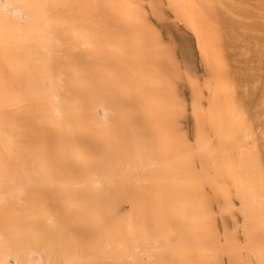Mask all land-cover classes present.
<instances>
[{"label":"bare ground","instance_id":"obj_1","mask_svg":"<svg viewBox=\"0 0 264 264\" xmlns=\"http://www.w3.org/2000/svg\"><path fill=\"white\" fill-rule=\"evenodd\" d=\"M0 1L2 3L3 8H9L10 6H14L15 8L12 7L13 8L12 11L9 10L10 11L9 14L17 16L16 18L21 23L23 22V20H21L23 18L25 20L24 25L26 26V24H27V27H24V26L23 27H20V26L17 27L18 29H16V30H18V31H17V35H16V37H17L16 42H18L17 43L18 44L17 45L18 51L23 49L24 54L27 55V58L20 59L21 60L20 64H22V65L24 64V66L20 65V70H21V67L22 68L25 67V69L31 71L29 74L27 71L25 78L22 77L25 80L24 84L26 85L27 88H25L23 86L24 89L23 88L19 89V90L23 89L24 92H23V95L21 94L22 92L20 93L18 91V93H17L18 98L16 97L17 99H15V101H14L15 106L12 105V107H14V108L13 109L11 108L12 110H14L13 111L14 113L12 112L10 114L11 110L9 111L8 108L6 107L7 109L6 108L5 109L7 110V113L9 111V115L8 114H6V115L11 117L12 114H15V117L17 119L20 118V119H18V122H19V120L23 121V122H21V121L19 122L20 125L23 123L25 124V121L30 119L29 117L31 114L26 109L27 107L24 106L25 104H24L23 100H26L25 96L27 95V100L29 99V100L33 101L34 105L37 104L36 107L35 106L31 107L32 111H33V109H35L34 113H36L37 115L38 114L41 115L40 112L42 109V107H41V105H42L49 110H52V111L55 110L54 112H55V114L58 113L57 114L58 116H62L61 117L62 121L58 123L60 126L58 124H56L57 126L61 127L59 129H60V133L63 137H60L61 139L58 138V139H60V141L62 139H64L66 141V143H67V141H69V143H73L72 141H74V143H76L77 145H79V144L84 145V142L87 141V143H85V144H87L88 147L91 149V150L89 149L87 151V154H85V152L81 151L80 155L82 156V159L68 158L69 156L72 157L74 150L73 151L71 150V153L68 152L69 156H68V153H67V155L65 153L64 159L67 158V160L68 159L75 160L76 161V162L74 161L75 164L77 163V165H78L77 166L78 172L76 169V174H74V173H72L73 168L70 167V165L65 162L66 160L65 161H64V159L59 160L62 157L64 151H66V149L69 148L67 145H66L67 147L65 149L63 148L62 144H64L65 141H64V143H61V142H63V140L61 142H59L57 139L56 141H58L60 143V146H59L58 142H55L56 143L55 144L54 142L49 140L48 137H46L45 135H42V138H41V135H39L41 138L40 140L36 139L37 141H32V140H35L34 137L32 139H29L30 137L22 136V138H21V137H19L21 135V133H19L20 131L18 132L20 135H18V133H17L18 136L16 135L15 132H14V134H12L13 132H10V135H9L8 134L9 131H7V130H4V131H6L5 136H6V138L8 137V139L5 138V140H4V137H2L3 131L2 132L0 131V134H2V136H0V138L1 137L3 138V139L2 138L0 139V141H1L0 142L1 143L0 144L1 145L0 146V237L1 236L4 237L5 235H7L6 238L7 237L9 238V237H11L10 235L12 233V239H13L12 242L9 239L8 243H10V244L12 243V244L11 245L8 244L7 247H5V245H7V244H4L3 241L1 242V239H0V264H51L50 261L52 260L51 259L52 257H53L54 262L57 261V262H60V264H61V262L63 264H145V262H146V264H148V262L150 264L151 263L152 264H168V263L171 264L173 262L174 263L180 262V264L187 263V258H186L187 255L185 254V251L183 252V251L179 250L177 253L176 252L177 248L176 249L174 248L176 245L172 248L171 245L169 244L171 240L175 239V236H171L172 235L171 232L175 234V231H176L175 235H176V237L179 236V237H177L178 240L180 237H183L182 234L184 231L188 230V233H191L193 235V233L189 232V230H191L190 229L191 227L193 229L195 228V230H196L197 225H199L198 224L199 219H197V217H199L198 214H200V213L197 214V217L194 216L197 219L196 220L194 218L195 221L193 220V215H192L191 222L194 221L196 224L195 223L192 224L189 221L190 217H191L190 211H189L190 212L189 216L187 218L188 222L184 220L185 224H184V222L182 223V218H181L182 216L176 215V212H174V211H171L169 213L167 211V214H170V216L172 217V223L170 222L169 218H167V220H166L165 215H164V219L162 218L163 217L162 215H161L162 217L157 215V218L159 216L160 219L162 220V221L157 220V218H155L157 220V222L155 220V225L156 226L158 225L155 228L156 230L159 227V222L161 223V230L159 227V229L157 231L159 233L161 231V233L159 234L157 232H155V233L150 232V230L153 228V226L148 227L150 218L148 216H146V214L143 213V211H142L144 209V208L143 209L141 208V206L143 207V205L141 204L142 200H141V202H139L141 205L137 206V203H136L135 207L137 206L136 210L139 211L137 214L141 213V214H143V217H140V215H139L135 219L134 218L129 219L127 216L132 215V214H130V212L122 213L121 209L119 208L117 198L119 196H121V191H119L120 193H118L117 191L119 188H120L119 190H122L123 186L121 184L124 185V183H125L126 185L127 184L131 185V183H135V185H138V183L139 184L142 183L141 185L145 186V187H149V184H150V185H152V188L154 187L153 186V184H154L157 192L159 194L162 192L161 194L164 195V198H163L164 200H165V196H167L166 198L168 201H165V203L167 202L166 204H168V202H171L173 204L175 202V204H176V201L179 203V201H181L182 199L184 200L186 195H187V194L185 195V192H184L186 185L184 186L183 184H181V183H184L183 181L186 179V177L185 178L182 177L185 173H183V174L181 173L180 174V177H182V178H180L181 182L177 181L175 178H174L175 180L169 179L171 177L169 174V173H171V171H169L168 166H166L165 172H166L167 176L169 175V177H167V179H166L165 175H163L165 173L163 172L162 176H160V178H159V179H161V181L163 178L165 180V183H166V181L169 182L171 180H172L171 182L176 181V182H174L176 184L174 186H177L178 183L183 185V186H180V184H179V186L181 187L180 188L181 194L177 193L178 197L176 198L174 195H172V194H174V191H173V193L171 192V189L173 190L171 183L169 182L170 185L167 186L168 182L166 183V185H163V183H161L160 180H158V177H157L158 172L156 169H155L157 172L156 175H155V173L151 174L152 172H150L149 170H147L148 171L147 174L149 176L147 174H144V175L141 174V175L146 176V177H150L149 178L150 180H148V181H155L157 179L156 180V183L158 184L157 186L154 182H147V184L149 183L147 186L146 182L144 180V177L142 179V177L139 175V173H137L140 176L139 179H142V180L138 179L139 176L133 177L132 173H131V175L129 173H127V172H129V169L132 166H131L130 161L128 159L124 158V154L127 156L128 153H130V152L125 151L126 153L123 154V152L121 150L120 151H118V150L120 149V147H121V149H123L124 145L120 146L118 148V150L115 152L116 153L119 152V154L122 153L121 155H123V157H121V155L118 156L117 154H114L115 152L113 153V150L110 149V133H111L110 123H111V121H113V120H110V88L116 87V86H119L122 84L124 85L126 83L135 82L134 78L136 80L138 79L139 81L140 80L142 81L144 78V85H146L145 83L149 84L151 81L155 82L156 78L158 80L159 76H160V78H162L163 75L167 76V77H168V75H171V78H172V74H175V73H172V74H169V73H171L173 69L169 70L170 68H168L167 66L165 67L164 66L165 64H162L159 61L160 57L159 58L157 57V55L155 54L156 52L152 53L147 48H146L147 50H140L139 49L140 46H143V44L145 47V45L147 46V45L151 44L152 41L155 43L156 42L162 43L164 40L166 42H169V44H171V46H172L171 49L173 50V52L176 54V56L178 55L177 58L179 57V59H181V61H182L183 65H181L180 63H178V65L180 64L181 67H183V69L182 68L181 69L184 72L188 71L190 73L192 71L193 72L197 71V73H199V72H202V70L204 71V69H202L203 65L201 63L199 64L200 55H201V53H203L205 48H207L206 45L207 46H208V44L211 45L210 39L215 38V35H213L211 32H213L216 35L218 33V28H217V32H216V30L214 31V29H216V27H214L216 25L215 23L221 21L220 19H222V20L227 19V18L222 17V14H221L222 9H224L223 12L225 13V14H223V16L227 15L228 12L233 13V14H238L239 12H237V10L243 7L240 0H215V1L211 0L212 2H215L213 4L216 6L215 9H213V8L207 9V4L209 2H211L210 0H207V1L206 0H61V1L60 0H11L12 2L14 1L15 5H10V3H11L10 0H0ZM212 2H211V4H212ZM205 3H207L206 4L207 10H209V9L214 10V11L209 10L212 12L209 17L213 16V18L212 17L210 18L211 23L216 18V20L214 21L215 23L210 24V22H208V20L204 21L203 17H205V19L208 18L207 17L208 14L205 13L206 11L204 9ZM228 3H231L232 5L228 6ZM239 5H242V7L240 6V8H238ZM55 6H56V12H54L55 13V15H54L53 11L55 9ZM208 7H210L209 4H208ZM228 7H229V9H228ZM232 7H236L238 9L234 8L235 9L234 10ZM259 8H261V9H259L258 11H260V10H262L260 12L264 11V6L262 4L259 6ZM117 10H120L119 13L117 12ZM233 10L235 12H232ZM252 11H253V9H252ZM204 13L207 15H205ZM243 13H242V15H243ZM250 13H252V12H250ZM263 13H261V14H263ZM239 14H241V13H239ZM5 15L6 14H4V18L7 17V19H8V16H5ZM238 15H235V16L239 17L241 19L242 18V17H240L241 15H239V16ZM249 16H251V14ZM233 18H235V17H233ZM239 18H237V19H239ZM254 18H255V15H254ZM261 18L264 19L263 16ZM240 19H239V22H240ZM233 20H235V19H233ZM241 20H243V18ZM248 20H249V18H248ZM256 20H258V18ZM226 22H228V21H226ZM237 22H236V24H238ZM246 22L248 23V21H246ZM259 22H260V16H259ZM7 23H9V22H7ZM7 23L5 21L4 25L7 26L8 25ZM220 23L222 24V22H220ZM260 23H262V22H260ZM152 24L157 25L158 26L157 29L159 28V30H158L159 33L157 31V35L152 36L153 34L150 35L149 32H146V33L143 32L142 33V31H140L141 32V34H140V32H139L140 29H145V30L147 29L148 30ZM213 24H215V25H213ZM263 24H264V22H263ZM4 25L2 26L3 28H4ZM234 25H232V26H234ZM21 26H22V24H21ZM248 26H249V24H248ZM5 28H4V30H5ZM226 28H229V26ZM110 29H111V31H110ZM230 29H231V27H230ZM11 30H9L10 33L12 32ZM56 30L57 31L60 30V31H58L60 33L56 34V32H57ZM220 31H221V29H220ZM222 31H223V29H222ZM227 31H229V30H227ZM238 32H239V30H238ZM241 32H239V33H241ZM2 33H3V31H2ZM5 34H6V32L4 31V35ZM206 34H208V36ZM210 34H211V37L212 36H214V37L211 38ZM229 35H231L230 31H229ZM240 35H242V33ZM249 35L251 36V34H249ZM242 36H245V33ZM11 37H13V36H11ZM219 37H220V33H219ZM8 38H7V40H8ZM205 38H207L208 40ZM216 38H217V36H216ZM56 39L58 42H61V45L58 48L55 46V48H57L56 51L57 50L59 51V58L57 55L58 53L57 52L55 53V51H54L55 49L53 47V42ZM221 39H222V37H221ZM244 39H246V38L244 37ZM114 40H118V42L121 41L124 44H127L126 47L129 46L130 44L137 45V46L140 45V46H138L139 47L138 49L137 48L135 49V46H134L133 47L134 50L131 48H128V47L126 49H124V47L122 46L123 48H121L118 53H115L114 51H112L113 50L112 48H111L112 50L110 49V43H112ZM201 40H203V41H201ZM205 40H206V43L204 42ZM216 40H218V39H216ZM226 40H227V38H226ZM5 41H6V39H5ZM5 41H4V44L8 43V41L6 43H5ZM202 42L204 43V45ZM251 42L252 41H250V43ZM199 43H201L202 45ZM204 46H205V48H204ZM5 47H7V46H5ZM152 47H153V45H152ZM11 48H12V45H11ZM156 50H157V48H156ZM4 52H7L6 48H5ZM7 53H10V52L8 51ZM7 55H9V54H7ZM60 55H61V60H60ZM19 56L23 57L21 53L18 54V58H19ZM4 57H6V56H4ZM57 58L60 60L61 66L59 67V71L55 72V70L58 68L57 66H54L55 65L54 63L57 62V60H58ZM157 58L159 60H157ZM16 63H17V61H16ZM18 64H19V62H18ZM55 67H57V68L55 69ZM61 67H63V70ZM8 68H9V66H8ZM203 68H205V66ZM179 69L176 68V69H174L173 72H175V70H179ZM17 70H18V68H17ZM60 70H62V72H60ZM137 70L138 71L141 70L143 72L139 71L138 72L139 75H138ZM20 73L21 72H19V74ZM19 74H18V76H20ZM23 74L25 75V72L24 73L22 72V75ZM154 76H156V78ZM131 78H133L132 82H131ZM128 79H129V81H128ZM20 80H21V77H18V81H20ZM24 80L22 82H24ZM165 80H166V78H165ZM175 81H177V80H175ZM142 83H143V81H142ZM165 83H167V81ZM169 84H170V82H169ZM175 84L176 83H174V86H176ZM178 84H179V82H178ZM21 85H23V83H21ZM160 85H161V83H160ZM162 85H164V82L162 83ZM180 85H182V84L180 83ZM146 87H147V85H146ZM176 87H174V88H176ZM183 87H184V91H185V88L188 86L185 87L183 84ZM166 88L167 87H165V89ZM174 88H173V90H174ZM177 88H179V86ZM26 89H27V91H26ZM188 89H190V87ZM221 89H223V87ZM162 90H163V88H162ZM171 90H172V87H171ZM180 90H183L182 86H181ZM154 91H156V90H154ZM170 91H167V92L169 93ZM178 91H179V89H178ZM187 91H189V90H187ZM154 93H156V92H154ZM180 93L182 94L181 91H180ZM189 93H190V91H189ZM21 95L23 97H21ZM142 95L145 96L146 94L143 93ZM172 95H173V93H172ZM147 98H148V96H147ZM151 98H152V96H151ZM122 101H123V99H122ZM1 104H2V102H1ZM38 105H40V107ZM38 107L41 109H38ZM2 108L0 107V111L2 110ZM6 110L4 111V108H3V110L1 111L2 113L4 112L2 114L3 116H6L5 115ZM1 112H0V114H1ZM49 112L50 111H48V113ZM185 114L183 113V115H185ZM39 115H38V117H39ZM192 117H194V115L193 116L191 115V118ZM83 118L85 120H88V121H93L92 124L85 125V123L83 122ZM191 118L189 116H186V118H184L183 121L186 124L187 123L189 124L191 122ZM194 118H193V120H194ZM17 119L15 120V123H16ZM39 119H40V117H39ZM193 120H192V122H193ZM4 121H7V120L4 119ZM180 121H178V122H180ZM214 121H217V120L215 119ZM19 123H16L17 126L19 125ZM186 124L184 126H187ZM15 125H13V126H15ZM20 125H19V127H20ZM182 125H183V123H182ZM189 126H190V124H189ZM51 127H50V129H51ZM101 127H103L104 129H100ZM8 128H6V129L12 130V129H10V127H8ZM57 128L55 126L54 130L58 131L59 129H57ZM199 128H201V127H199ZM204 128H206V127H204ZM197 129H198V127H197ZM208 129H209V127H208ZM55 131H53V129H52L53 134L55 133ZM189 131H190V128H189ZM200 131H201V129H200ZM84 132L89 133L91 135V138L86 137V136H82L79 134V133L82 134ZM195 132H196V129H195ZM207 132H208V130H207ZM207 132H206V135H207ZM160 133H161V131H160ZM180 133L182 134V131ZM191 134L193 135V133H191ZM196 134H197V132H196ZM10 136L14 137V138H11ZM39 136H38V138H39ZM9 137H10V139H9ZM225 137H227V136H225ZM229 137H227V138H229ZM81 139H83V141H81ZM77 140H79V142H77ZM191 140H193V139H191ZM81 142H83V143H81ZM121 142H125V141H121ZM185 142H187V141H185ZM118 144H116V142H115V144H113V145L115 146ZM121 144L122 143H120V145ZM179 145H181L179 147V149H182L181 147L184 146V145L182 146V144H179ZM127 146H128V144H127ZM127 146H126V148H127V150H129L130 148L128 149L129 146L128 147ZM133 146L131 147V148H134L132 152L135 151L134 154H137L138 151H137V149L135 150V146L134 147ZM186 146H188V145L186 144ZM77 149H79V147ZM114 149H115V147H114ZM116 149H117V147H116ZM110 150L112 151L113 155H112ZM58 151H61L60 152L61 157L58 158V155L57 156L55 155V157L53 158L52 154H55ZM141 152L143 153L145 151L143 150ZM191 152H192V150H191ZM181 153H182V151H181ZM184 153L186 154L185 151H184ZM47 154H48V156H47ZM114 155L118 156V157L116 156L117 159ZM148 155H149V152H148ZM153 155H155V154H153ZM112 156H113V162H115V166H116L115 169L112 166L114 173H110V171L112 170L110 168V161H111ZM130 156H132V154ZM191 156L192 155H190V157ZM135 157H136V155L134 156V158ZM190 157H187V158L189 159ZM182 158H183V156H182ZM149 159H151V156ZM191 160L189 159L190 162H191ZM131 161L134 164L133 159ZM139 161L140 160H138L137 163H139ZM192 161H195V160H192ZM199 161H200V159H199ZM113 162L111 161V163H112L111 165H114ZM116 162H117V164H116ZM144 162L142 160V163H144ZM196 163H197V161H196ZM53 164H59V165L61 164V167H58V168H59V170H62L60 168H63L64 169L63 171L65 172V173L63 172L64 174L61 173L64 176L61 180V183L63 186V193L60 192V194H59V195H61V193H62L64 195V196L61 195L62 199L66 202V204H65L66 206H65L64 211L70 213L69 215L72 219L71 221H76V219L72 218L71 215H73L75 218H78V222H80V221L83 222V224H81L76 230L74 228V231L77 234L76 237L74 234H73V236L72 235H69V236L66 235L65 234V231H66L65 228L63 229V231H64V235H63V231H62L61 227L64 226V223H63V225H60V223H59V225L61 226V227L59 226V229H61V230L58 229V225L56 226L57 228L54 229L55 226H53V221H54V223H56V219L54 218L56 214L54 215L53 213H51L50 208H49V210L46 208V210L49 211L48 214L51 213V215H50L51 217L54 215L53 218H51L47 214V212L43 213V210L46 207L45 203H42L45 207L42 208V210L40 211L42 214L38 215L40 217L39 220L36 219V215H34V212H32V210L35 209L32 206H34L36 204V203L35 204L31 203L33 200L32 188L34 187V184L38 181H37V178L32 177L31 174L34 171V173L38 174L37 176H39V178H41L42 174L44 172H46V171L48 172L47 168H49V170H50L52 168ZM186 166L188 167V165H186ZM197 166H196V168H197ZM152 167H153V165H152ZM190 167H191V165H190ZM55 168H54V172L56 170ZM188 169H190V168H188ZM147 171H145V172H147ZM152 171H153V169H152ZM158 171H159V169H158ZM179 171H178V174H179ZM185 171H187V170L185 169ZM47 172H46V174H47ZM180 172H182V171H180ZM48 173H50L49 175L52 176L53 179L55 178V175H58L57 172L53 173V171L48 172ZM51 173L54 176L51 175ZM35 174H34V176H35ZM186 174L188 175V172H186ZM154 175H155L154 178L157 177L156 179L153 178ZM50 176H48V175L46 176L48 178V180L50 179ZM52 177H51V179H52ZM57 177H59V176H57ZM172 177H173V175H172ZM39 178H38V180H39ZM68 178L71 180L72 179H74V180H72L71 183H69ZM151 178H153V179L151 180ZM43 179H42V183L44 185H45V183L49 184L50 182H52V184H53V183H55L53 181L56 180V178L54 180L50 179V181H45L46 179L45 180H43ZM60 179L61 178H59V179L57 178L58 181ZM136 181H138V182H136ZM39 182H38V184L40 185L41 182L40 183ZM56 183H57V181H56ZM186 183H187V181H186ZM188 184H189V181H188ZM197 184H199V183H197ZM36 185H35L36 188H33L35 190L34 192H36V190L39 189V194H40L43 191V196H40V197L44 198L45 197L44 194H45V192L49 191V188L46 187V191H44L45 188L41 187V189H42V191H41L40 187H38V185L37 186ZM44 185H42V186H44ZM50 185H51V183H50ZM57 185H58V187L60 186L59 182H58V184H56V186ZM135 185H133V187H135ZM141 185L139 187H141ZM46 186H48V185H46ZM162 186H163V188H161ZM135 188H134L135 193L137 191L136 195H138L140 193L142 196H138V197H140V198L143 197L145 194L144 193L145 188L142 187V190H141V188H139V189L138 188L135 189ZM174 188H176V187H174ZM182 188H184L183 192L181 190ZM160 189H162L161 192H159ZM56 190L60 191V187ZM134 190H133V192H134ZM174 190H176V189H174ZM54 192L55 191H53V194H56L58 196L57 192L56 193H54ZM157 192H156V198H159ZM178 192H179V189H178ZM187 192L189 194V191H187ZM191 192H193V190ZM35 194L37 195V192ZM35 194H34V196H35ZM169 194L172 195L174 198L171 197L172 199H170ZM178 194H180V195H178ZM47 195H48V193H47ZM49 195L52 196V191H50ZM113 195H115L116 197L115 196L113 197ZM200 195H201V193H200ZM135 196H134V199H136V197H137V196L136 197ZM168 196H169L170 201L168 199ZM183 196H184V198H183ZM191 196H193V195H191ZM162 197L163 196L161 195L160 198H162ZM113 198H114L115 202L113 201ZM179 198L181 200H179ZM35 199H34V201H36ZM48 199H49V196H48V198H46V201L44 200V202H47L49 204V201L51 202V200L50 199L48 200ZM76 199L77 200L83 199V200H85L86 204L83 205L80 209H76V210L74 209V211H73V208H75L73 204H75ZM96 199L100 200L101 204L99 206V209L95 208V217H94V220L92 221V223L91 222L87 223V221H88L87 220V213H85V212L90 208L94 209V206H91L90 202L92 200H96ZM163 199H162V201H161V199H159L160 203L164 202ZM173 199H175V200L173 201ZM176 199H178V200H176ZM39 200H41V199H39ZM55 200H58V199H55ZM55 200H52V201H54L55 203L58 202ZM111 200L113 201V204H112ZM186 200H187V198H186ZM197 200L199 202V198ZM61 201L62 200H59V203ZM155 201H157V199H155ZM193 201H194V199H193ZM37 202L40 203V201H37ZM157 202H155V203H157ZM155 203H154V207L157 206L156 208H158L159 205L162 204V203L161 204L157 203V204H159V205H157ZM181 203L182 202L179 203L178 207L182 206ZM201 203L202 202H200V204ZM29 204L32 205V206H30L33 208L32 210L29 209L30 207L29 208L28 207L23 208L25 206H28ZM48 204H47V207H50L54 203L53 202H52V204L50 203L51 204L50 206H48ZM68 204L70 207L72 205L73 208L71 209L70 207H67ZM183 204H185L184 201H183ZM193 204H194V202H193ZM36 205H38V204H36ZM169 205H171V204H169ZM53 206H52V208H53ZM196 206L199 207L200 205L196 204ZM196 206L194 208L195 210H196ZM176 207H177V205H176ZM61 208H63V207H61ZM140 208L142 210H140ZM156 208H155V211H156ZM166 208L170 209V207L168 208V206ZM166 208H165V211L167 210ZM186 208H188V207H186ZM191 208L193 210V207H191ZM159 209H160V207L157 210L159 211ZM17 211L18 212L20 211L21 213L18 215ZM52 211H53V209H52ZM185 211L186 210H184V212ZM198 211H199V209H198ZM66 212H65V217L68 215ZM187 213H188V211H186V214ZM38 214H39V212H38ZM127 214H129V215H127ZM186 214L184 216L187 217L188 214L187 215ZM202 214H204V213H202ZM144 216H146V220L144 219L145 218ZM179 216L181 218L182 224L180 223L181 225H179V228H178V226L175 227V225H178L180 222L179 221L180 219H178ZM49 217H50V222L52 221L51 222L52 224L49 223ZM134 217H135V215H134ZM186 217L185 218L183 217V218L186 219ZM202 217H203V215H202ZM147 219H149V220H147ZM68 220H70V219H68V216H67L66 222ZM151 220H152L151 222H154V219H151ZM163 220H165L166 222L164 223ZM40 221H42V222L40 223ZM66 222H65V225H66ZM186 222H187V226H189L191 224L190 225L191 227L189 226L190 227L189 229L186 228ZM162 223H163V225H166L167 227L164 228ZM68 224H69V221H68ZM68 224H67V226H68ZM34 225L36 227H38L40 232L42 233L41 237H38V235H37L38 233H36V232H35L36 235L33 234L34 233L33 232L34 231ZM69 226L71 227V225H69ZM194 226H196V227H194ZM200 226H198V227H200ZM6 227H8V228L12 227L11 229L13 230V232L8 234L6 232V230H7ZM36 227H35V230H36ZM183 227H185L186 229ZM198 227H197V229H198ZM2 228H4L5 231L3 230V232H1ZM201 228H202V226H201ZM57 229H58L60 235L61 236L63 235L61 237V238H63L61 243H58V240H57L58 238L60 239L59 233L57 232ZM67 229H68V227H67ZM174 229H175V231H174ZM193 229H192V231H194ZM68 230H70V229H68ZM4 232H6V234ZM37 232H38V229H37ZM88 232L89 233L92 232V235L90 237H88V234H87ZM180 232H182V234ZM198 232L199 233L195 234V236H197L198 234H200V236H202L204 234V233H201L199 230H198ZM55 233L56 234L58 233L56 235L58 238L55 239V240H57V242L54 240V238L56 237ZM184 234H185V232H184ZM34 235L39 238L38 242H35L36 237H33ZM184 236L186 237V235H184ZM187 236H189V235H187ZM208 236H210V235L204 236L205 237L204 239H206V237L208 238ZM173 237H174V239H173ZM189 237H191V236H189ZM189 237H188V239H189ZM177 238L175 239V242H176ZM196 238H198V237H196ZM200 240H201V238H200ZM194 241H196V239ZM194 241L192 242L193 244H194ZM187 242L189 243V241H187ZM63 243H64V245L66 243V245L63 246L62 245ZM167 243H168V246H167ZM203 244H204V242H203ZM177 246H179V245L177 244ZM206 246H208V244ZM71 247H74V248L71 249ZM170 247L172 249L169 250L168 248H170ZM179 247L181 248V245ZM200 248H202V247H200ZM73 250H74L75 254H72ZM171 255H173L172 258H171ZM168 256H170V258L172 260L170 258H168ZM177 257H178V261L176 259ZM184 259H186V260H184ZM203 259H204V257H203ZM53 260H52V263H53ZM188 260H189V258H188ZM206 261H207V259H206Z\"/></svg>","mask_w":264,"mask_h":264},{"label":"rangeland","instance_id":"obj_2","mask_svg":"<svg viewBox=\"0 0 264 264\" xmlns=\"http://www.w3.org/2000/svg\"><path fill=\"white\" fill-rule=\"evenodd\" d=\"M211 2H209V3L207 2L210 7H208L207 3L204 4L205 5L204 9L206 11V12L205 11L204 12L208 14L207 15L204 13L208 17V18L206 17L207 19H205V17H203L204 21L208 20V22H210L211 21L210 18L211 17L213 18V16L209 17L212 13L209 10H212V9L207 10L208 8H213V9L216 8V6L213 5L215 2H212V4H211ZM240 2L242 3L244 8L242 7V5L238 6V8H240V6L242 7L240 9H238L236 7H232V8L233 9L236 8L239 10V11L237 10V12L241 13V14H239V13L238 14L241 15L240 17H242L243 20H241L242 18L240 19L239 17L235 16L238 14H233V13H229V12H228V14L226 13L227 15L223 16V14H225V13L223 12L224 9H222V11H221L222 17L227 18L228 20L223 19L224 20L223 21L222 19H220L221 21H219V22L216 21L217 23H215L214 22L216 20V18H215V20L212 22V23L216 24V25L213 24V25H215L214 27H216V29H214V31L216 30V32H217V28H218V33L216 35L213 32H211L213 35H215V38L213 39L212 37H214V36L211 37V34H210V37L213 39V40L210 39L211 45H209V44H208V46L206 45L207 48H205V46H204L205 50L203 51V53H201L200 59H199V64L201 63L203 65V66L202 65L201 66L205 72L203 70H202V72L198 71L199 73H197V71L196 72L192 71L190 73L188 71L184 72L182 70L183 67H181V65H183L181 59H179V57L177 58L178 55L176 56V54L171 49L172 48L171 44H169V42H166L165 40L162 43L156 42L157 44L152 41L151 44H149L147 46L145 45V47H144V44H143V46L138 45V46H140V48L137 45L130 44L129 45L130 47L129 46H127V47L131 48L133 50H134L133 47L135 46V49L136 48L137 49L139 48L140 50H147L148 49L152 53L156 52L155 54L157 55V57L158 58L160 57V60L158 58H157V60H159L162 64H165L164 65L165 67L167 66L168 68H170L169 70L173 69L172 72L169 74H172V73H175V74H172V78H171V75H168L169 78L167 76L161 75L162 78H160V76H159L158 80H157L156 76H154L156 78L157 82L155 81L156 82L155 83L154 81H151L152 83L151 82L149 84L145 83L147 85V87H146V85H144V78L142 80L143 83L141 80L139 81L138 79L136 80L135 78H134L135 82H132L133 78H131L132 83H126L124 85L122 84V85L110 88V120H113L110 123V131L112 133V134L110 133V149H112L113 153H114L115 151L118 150V148L120 146L124 145L123 149H121V147H120V149L118 151L121 150L123 152V154L126 153L127 151L130 152V153H128L127 156L124 154V158L128 159L131 163V166H132V167H130L129 172H127V173H129L130 175L132 173L133 177L134 176L138 177L139 175L142 177V179L144 177V180H145L147 186L149 184V183L147 184V182H154L157 186L158 185L156 183L157 177H158V180H160V182L163 183V185H166V183L168 181H166V183H165V180L162 177H161L162 181H161V179H159L160 176H162L163 172L165 173L163 175H165L166 179H167V177H169V175L167 176V174L165 172L166 166H168L169 171H171V173H169L170 176L172 177V175H173V177L172 178L170 177L169 179L175 178L177 181L181 182L180 178L186 177V179L183 181L184 183H181L184 186L186 185L185 186L186 188L185 189L182 188L181 190L183 192V189H184L185 195L187 194L184 200L183 199L181 200L179 198V200H181V201H179V203L182 202L181 203L182 206L178 207L179 203L177 201H176V204H175V202H174V204L171 202H168V204H166L167 202L165 203V201H168L166 198L167 196H165V200H164L163 199L164 195L161 194L162 189H160L159 192H161V193L159 194L157 192V190L155 189L156 187L154 184H153V186H154L153 188L155 190L152 188V185H150V184H149V187H145V186L141 185L142 183H140V184L138 183V185H135V183H131L132 186L128 185V184L126 185L124 183V185L121 184L123 186L122 190H119L120 189L119 188L117 191L118 193H120L119 191H121V196H119L117 198L119 208L121 209L122 213L130 212V214H132V215L127 214L130 216V217L127 216L129 219H133V218L135 219L139 215H140V217H143V214H141V213L137 214L139 211L136 210V207L140 206L142 204L143 207L141 206V208L142 209L144 208V209L142 210L140 208V210H142L143 213H145L146 216H148L150 218V220L147 219V220H149L148 227L153 226V228L150 230V232H153V233L157 232L159 227L161 230V223L160 222H159L158 229L157 230L155 229L158 226V225L157 226L155 225V220H156L155 218H157V215H159L160 217L163 216L162 217L163 219H164V215H165L166 220H167V218H169L170 222L172 223V217L170 216V214H167V211H168V213L171 211H174V212H176V215L182 216L181 218H182V223H183L184 220L188 222L187 218H188L190 212H191L190 213L191 217L189 220L190 222L192 220L191 219L192 215H193V220H194V218L197 217V214L200 213L201 215L198 214L199 217H197V219H199L198 220L199 225H197V227L201 225L202 228L200 226L197 229V227L194 226V227H196V230H195V228L193 229L190 226L191 224L189 225L191 228L189 226H187V222H186V228H188V229L190 228L191 230H189V232H192L194 236H195V234L199 233L198 232V230H199L201 233H204L203 235L201 234L202 236H200V234H198L197 236L194 237L191 233H188V230H187V231H184L185 234H184V232H183V234H182V232H180L183 235V237L179 238V240L181 241L180 242L177 238L179 236L176 237V235H175L176 234V231H175L176 228L175 227L178 226V228H179V225L182 224L181 218L179 216L178 219H180L179 220L180 222L178 225H175V227H174L175 228L174 229L175 234L171 232V234H172L171 236H175V239L177 238V240H176L177 243L175 242L174 237H173L174 240H171L170 243L168 242L172 248L175 245H176L174 247L175 249L179 248L178 250L176 249L177 253L179 250L183 251V252L185 251V254L187 255V257H186L187 263H185V264H264V24H263L264 19L261 18L262 16L264 17V15H263L264 11L263 12H260L262 10L258 11L259 9H261V8H259V6L261 4L264 6V0H240ZM206 4H207V9H206ZM10 5H15L14 1L13 2L11 1ZM229 5L231 6L232 4L228 3V6ZM12 7L15 8L14 6H10L9 8H3L2 3L0 1V36H1L0 37V107L1 108L3 107L4 111L7 108L9 111L11 110L10 114L14 111V110H12L14 108V107H12V105L15 106L14 101H15V99L18 98V96H17L18 91L20 93L22 92L21 94L23 95L24 87L27 88L26 85L24 84L25 80L23 78H25L27 71H28V74L31 72V71L25 69V67H23V68L21 67V70H20V65L24 66V64L23 65L20 64L21 63L20 59L27 58V55L24 54L23 49L18 51V47H17L18 42H16L17 41L16 35H17L18 30H16V29H18L17 28L18 26L27 27V24H26V26L24 25L25 20L23 18L21 19V20H23V22L21 23L16 18L17 16L9 14V12H10L9 10H11V11L13 10ZM251 8L253 9V11L254 10L255 11L253 12ZM228 9H229V7H228ZM234 10L232 12H235ZM119 11L120 10H117L118 13H119ZM212 11H214V10H212ZM54 12H56V6H55V9L53 11V14L55 15ZM250 12H252V13H250ZM242 13H243V15H242ZM261 13H263V14H261ZM4 14H6L5 16H8V19H7V17L4 18ZM250 14H251V16H249ZM254 15H255V18H254ZM259 16H260V22H262V23L259 22ZM233 17H235V18H233ZM237 18L240 19V22H239V19H237ZM248 18H249V20H248ZM257 18H258V20H256ZM233 19H235V20H233ZM5 21H6V23L9 22V23H7L8 25L6 24L8 27L4 25ZM226 21H228V22H226ZM235 21L236 22L238 21L237 22L238 24H236ZM246 21H248V23ZM220 22H222V24ZM212 23L210 22V24H212ZM21 24H22V26H21ZM231 24L232 25L235 24L236 26L234 25L235 26L234 27ZM248 24H249V26H248ZM3 25H4V28L6 27L5 30L2 27ZM152 25L150 26V28L148 30L147 29L146 30L140 29L139 32L140 31H142V33L143 32H145V33L149 32L150 35L153 34L152 36L157 35V31L159 30V28L157 29L158 26L155 24H152ZM228 26H229V28H226ZM230 27H231V29H230ZM219 28L221 29V31ZM222 29H223V31H222ZM9 30H11L12 32L10 33ZM227 30L230 31L231 35H229V31H227ZM238 30H239V32L242 31L241 32L242 35H244V33H245V36L240 35L241 33H239ZM2 31H3V33H2ZM4 31L6 32L5 35H4ZM58 31H60V30H58ZM58 31L56 32V34L60 33ZM110 31H111V29H110ZM158 33H159V31H158ZM219 33H220V37H219ZM140 34H141V32H140ZM249 34H251V36ZM206 35L208 36V34H206ZM11 36H13V37H11ZM216 36H217V38H216ZM221 37H222V39H221ZM244 37L247 40L244 39ZM7 38H8V40H7ZM207 38H205V39H207ZM226 38H227V40H226ZM5 39H6V41H5ZM216 39H218V40H216ZM4 41H5V43L8 41V43L4 44ZM201 41H203V40H201ZM250 41H252V42L250 43ZM57 42H58L57 39L54 40L53 47L55 49L54 50L55 53L56 52L58 53L57 55L59 58V51L58 50L56 51V49L61 45V42H58V43ZM120 42H118V40H114L112 43H110V49L112 48L113 50L112 49L111 50L114 51L115 53H118L120 51V49L123 47H124V49H126L127 44H124L123 42L120 43ZM204 42L206 43V40ZM199 44H201V43H199ZM4 45L7 47H5ZM11 45H12V48H11ZM152 45H153V47H152ZM203 45H204V43H203ZM55 46L57 48H55ZM5 48H6V51L7 52L9 51L10 53L4 52ZM156 48H157V50H156ZM20 53L22 54L23 57L19 56V58H18V54H20ZM7 54H9V55H7ZM4 56H6L7 58ZM58 60H57V62L59 64L57 62L54 63L55 65L53 64L54 66L58 67V68L55 67V69L56 68L58 69V70L56 69L55 72L59 71V67L61 66V62H60L61 55H60V60L59 61ZM16 61H17V63H16ZM18 62H19V64H18ZM178 63H180L181 65L180 64L178 65ZM8 66H9V68H8ZM204 66H205V68H203ZM17 68H18V70H17ZM61 68L63 70V67H61ZM176 68L179 70H175V72H173L174 69H176ZM62 70H60V72H62ZM139 71H141V70H139ZM139 71L137 70V74ZM19 72H21V73L19 74ZM22 72L23 73L25 72V75L24 74L22 75ZM141 72H143V71H141ZM18 74L20 76H18ZM18 77H21L20 81H18ZM165 78H166V80H165ZM23 80H24V82H22ZM175 80H177V81H175ZM128 81H129V79H128ZM166 81H167V83H165ZM163 82H164V85H162ZM169 82H170V84H169ZM178 82H179V84H178ZM21 83H23V85H21ZM160 83H161V85H160ZM174 83H176L175 85L176 86L178 85L179 88H177L178 86L177 87L174 86ZM180 83L182 85H180ZM16 84L17 85L19 84V85L17 86ZM183 84L185 87L188 86L185 88V91H184ZM164 86L167 88L165 89ZM181 86H182L183 90H180ZM171 87H172V90H171ZM174 87H176V88H174ZM189 87H190V89H188ZM220 87L221 88L223 87V89H221ZM20 88H23L22 89L23 91L19 90ZM162 88H163V90H162ZM173 88H174V90H173ZM178 89H179V91H178ZM154 90H156V91H154ZM187 90H189L190 93ZM26 91H27V89H26ZM153 91L156 93H154ZM167 91H170V92L168 93ZM180 91L182 92V94L180 93ZM143 93L146 94L148 96V98L146 95L143 96L142 95ZM172 93L174 96L172 95ZM22 95H21V97H23ZM151 96H152V98H151ZM25 99L26 100H23L24 104H25L24 106L27 107L26 109L28 110V112L31 113L30 117H29L30 119L25 121V124L23 123L20 125L19 122L21 120H19V122H18V119H20V118L17 119L15 117V114H12L10 117V116H8L9 111L7 113V110H6L5 115L6 114H8V115L3 116L2 114L4 112L3 113L1 112L3 110V108H2V110L0 111L1 112V114H0V127L2 126L0 128V131L1 132L3 131L2 132L3 136H2V134H0V136L4 137V140H5V138H6L5 132L6 131H4V130L9 131V133H8L9 135H10V132H13L12 134H14V132H15L17 135V133L20 131L19 133H21V135L18 133V135H20L19 137L22 138V136H24V137L26 136V137H30L29 139H32L34 137L35 140H32V141L40 140L42 138V135H45L46 137H48L49 140H51L54 143L58 142V141L61 142L62 140H63V142H61V143H64V141H65L64 139H62L60 141V139H61L60 137H63V136L60 133L59 128H61V127H59L60 125L58 124L59 122L62 121L61 120L62 116H58L57 115L58 113L55 114V112H54L55 110L54 111L49 110L42 105H41V107H42V109H41V108H39L40 105H38L39 106L38 109H41V112H40L41 115L38 114L40 117V119H39L38 115L36 113H34L35 109H33V111H32V108H31L34 106L36 107L37 104L35 103L36 105H34V102L29 100V99H28L29 100L28 101L27 95L25 96ZM122 99H123V101H122ZM1 102H2V104H1ZM48 111H50V112L48 113ZM183 113L184 114L186 113L187 115L186 114L183 115ZM191 115L192 116L194 115L195 118L194 117L191 118ZM186 116H189L191 118V122L189 123L190 126L188 123L186 124L183 121V119L186 118ZM193 118H194V120H193ZM4 119L7 121H4ZM16 119H17L16 123H19L20 127H19V125L17 126V124L15 123ZM215 119L217 121H214ZM192 120H193V122H192ZM178 121H180V122H178ZM21 122H23V121H21ZM83 122L85 123V125H88V124H92L93 121H88V120H85L83 118ZM182 123H183V125H182ZM56 124H58L59 126H57ZM185 124L188 127L184 126ZM13 125H15V126H13ZM55 126H56V128L58 127L57 128V129H59L58 131L54 130ZM8 127H10V129H12V130H8L9 129ZM50 127H51V129H50ZM197 127H198V129H197ZM199 127H201V128H199ZM204 127H206V128H204ZM208 127H209V129H208ZM6 128H8V129H6ZM189 128H190V131H189ZM52 129H53V131H55V133H54L55 135L52 133ZM100 129H104V128L101 127ZM195 129H196V132L198 135L196 134ZM200 129H201V131H200ZM178 130L180 132L182 131V134ZM207 130L209 133L207 132ZM160 131H161V133H160ZM206 132H207V135H206ZM191 133H193V135ZM79 134L82 136H86V137L91 138V135L89 133L84 132L82 134L81 133H79ZM39 135H41V138ZM38 136H39V138H38ZM225 136H227L229 138H227ZM10 137H9V139H10ZM14 137H11V138H14ZM58 138H60V139H58ZM6 139H8V137ZM57 139H58V141H56ZM191 139H193V140H191ZM120 140L125 141V142H121ZM81 141H83V139H81ZM185 141H187L188 143ZM59 142H58V145L60 146ZM72 142L73 143H69V141H67V143H66V141H65V143L62 144L64 149L67 146L69 147L66 149V151H64V153H63L64 156L62 155V157H61L60 156L61 151H58L55 154H52L53 158L55 157V155L56 156L58 155V158L61 157L59 160H61V159L63 160L65 157V153L67 155L68 152L71 153V150L72 151L74 150L72 157L69 156V153H68V156H69L68 158L82 159V156L80 155L81 151L85 152V154H87V151L90 149L88 147V145L85 144V143H87V141L84 142V145L83 144L77 145L76 143H74V141H72ZM77 142H79V140H77ZM115 142H116V144H118L119 142L122 144L120 145V143H119L118 144L119 146L118 145L114 146L113 144H115ZM81 143H83V142H81ZM127 144L129 147L127 146ZM179 144H182V146L184 145L183 146L184 148L181 147L182 149H179V147L181 146ZM186 144L188 146H186ZM133 145L135 146V150L137 149V151H138L137 154H134L135 151L132 152L134 148H131V147ZM126 146L128 147V149L129 148L130 149L127 150ZM78 147H79V149H77ZM114 147H115V149H114ZM116 147H117V149H116ZM143 150L145 152L142 153L141 151H143ZM191 150H192V152H191ZM181 151H182V153H181ZM184 151L186 152V154L184 153ZM148 152H149V155H148ZM111 153H112V151H111ZM113 153H112V155H113ZM114 154H117L119 156L122 153L119 154V152H117V153L115 152ZM131 154H132V156H130ZM153 154H155V155H153ZM117 155H114V156L116 157ZM135 155H136V157L134 158ZM190 155H192V156L190 157ZM47 156H48V154H47ZM150 156H151V159H149ZM182 156H183V158H182ZM117 157H116V159H117ZM121 157H123V155H121ZM187 157H190L189 158L190 160L192 159L195 161L191 160V162H190ZM132 159H133L134 164L131 161ZM141 159L143 160V162L144 161L145 162L142 163ZM199 159L201 162L199 161ZM138 160H140L141 162L139 161V163H137ZM64 161L67 164H69L70 167H72L74 169V170L72 169V173L76 174V169L78 172V167H77L78 165H77V163L75 164V162H76L75 160H71V159L67 160V158H66V159H64ZM111 161L113 162V156L111 158ZM111 161H110V168L113 170V167L115 169L116 166H115V162H113L114 165H111L112 164ZM196 161H197V163H196ZM116 164H117V162H116ZM152 165H153V167H152ZM186 165H188V167ZM190 165H191V167H190ZM196 166H197V168H196ZM53 167L54 168L56 167L55 172H57V174H58V175H55L56 180H54L55 178L53 179V177L49 175L50 173H48L51 171H53V173H55ZM58 167H61V164L60 165L59 164H53L52 168L50 167L52 170L51 169L49 170V168H47V170H48V172L46 171L47 174H46V172H44L45 174L43 173L41 178L43 179L45 177L43 180L46 179L45 181H50V179L52 177V179L54 180L53 182L56 183V181H57L56 184H58V182H59L60 191L56 190L59 187H58V185L56 186L55 183L52 184V182H50L51 185H50V183L49 184L45 183V185H44L42 183V179L39 178V176H37L38 174H35L34 171H33V173L31 172L32 177L37 178V181L38 182L40 181L42 183L41 184L39 182L40 183V185H39L38 182H36L34 184L33 188H36L35 185L37 184L38 187H40V189H41V187L42 188L44 187L45 190L44 189L43 190L46 191V187H47V188H49V191L45 192L44 198L43 197L41 198L40 196H43L42 189H41L42 192L40 191L41 192L40 194H39V189L36 190V192H37V195H36L35 194L36 192H34L35 190L32 188L33 200L31 203H33V204L36 203L38 205L35 204L34 206H32V205H30L31 204L30 203L28 206H25L23 208H27V207L29 208L30 206L35 208V209H33L32 207H30L29 209L34 210V211L32 210V212H34V215H36V219H38V220L40 218L38 215L42 214L40 212L42 210V208H44L46 206L43 210V213L47 212V214H48V212H49L48 210L50 208V212L53 213L54 215L56 214L54 217L56 219V223H54V221H53V226H55L54 229L57 228L56 227L57 225H58V229H59V226L63 225V223H64V226H62V227L60 226L62 231L65 228V230H66L65 234L66 235H68V236L72 235L73 236V234H74L76 237L77 234L75 233L74 228L76 230L81 224H83V222L82 221L78 222V218H75L73 215H71V216H72V218L76 219V221H71L72 219L69 215L70 213L64 211L65 206H66L65 205L66 202L62 199V196H61V195H63L62 194L63 193V186H62L61 180L64 177L62 174H64L65 172L63 171L64 170L63 168H60L62 170H59ZM151 168L153 169L154 172L152 171ZM188 168H190L191 170ZM155 169L158 172V175L156 178H154L155 175L157 174ZM158 169H159V171H158ZM185 169L187 171H185ZM112 170L110 171V173H114V170L113 171ZM147 170L152 172L151 174L155 173V175L153 176V178L156 179L155 181H148V180H150L149 179L150 177L143 176L144 174L148 173ZM179 170L182 172H180ZM145 171H147V172H145ZM178 171H179V174H178ZM186 172H188V175L186 174ZM137 173H139V175ZM181 173L182 174L185 173V174L182 177H180ZM34 174L36 177L34 176ZM141 174H143V175H141ZM47 175L50 176L49 180L46 177ZM51 175H53V174L51 173ZM57 176H59V177H57ZM140 176L138 177V179L140 178ZM38 178H39V180H38ZM57 178L58 179L61 178V179L58 181ZM153 178H151V180ZM142 179H139V180H142ZM72 180H74V179H72ZM72 180L68 178L69 183H71ZM138 181H136V182H138ZM171 181H169L171 183V186L173 187V190L171 189V192L173 193V191H174V194H172V195H174L177 198L178 197L177 193L181 194V192H180L181 187L180 186H183V185H181L180 183L177 182L178 183V185H177L178 187H177V186H174V185H176L174 183L176 181H173V182H171ZM186 181H187V183H186ZM188 181H189L190 185L188 184ZM169 182L167 183V186L170 185ZM197 183H199V184H197ZM179 184H180V186H179ZM42 185H44V186H42ZM46 185H48V186H46ZM133 185H135V187L137 186L136 188H138V189L141 188V190H142V187L145 188V190H144L145 194L143 193L144 194L143 197H141V198L138 197V196H142L139 192H138L139 194L136 195L137 191L135 193V190H134L135 187H133ZM140 185H141V187H139ZM174 187H176V188H174ZM161 188H163V186ZM174 189H176V190H174ZM178 189H179V192H178ZM133 190H134V192H133ZM192 190H193V192H191ZM50 191H52V196L49 195ZM53 191H55L54 193L57 192L58 196L56 194H53ZM187 191H189V194ZM60 192H62L61 195H59ZM156 192L158 193L159 198H156ZM47 193H48V195H47ZM200 193H201V195H200ZM34 194L36 197L34 196ZM180 194H178V195H180ZM161 195L163 196L162 198H160ZM172 195L169 194L170 199L174 198ZM191 195H193V196H191ZM48 196H49V199L51 200V202L49 201V204L47 202H44V200L46 201V198H48ZM114 196L115 195H113V197ZM134 196L136 197V199H134ZM169 196H168V199H169ZM184 196H183V198H184ZM37 197L41 200H39ZM186 198H187V200H186ZM198 198H199V202L197 200ZM34 199L36 201H34ZM55 199H58V200H55ZM155 199H157V201L159 199H161V201H162V199H163L164 202H161L162 203L161 204L160 200L157 202V201H155ZM170 199H169V201H170ZM193 199H194V201H193ZM52 200H55L58 202L55 203ZM59 200H62V201L59 203ZM141 200H142V202H141ZM174 200L175 199H173V201ZM176 200H178V199H176ZM37 201H40V203ZM113 201H114V198H113ZM113 201L111 200L112 204H113ZM154 201L161 204V205L155 203ZM183 201L185 204L186 203L187 204L186 205L183 204ZM52 202L54 203L53 204L54 206L51 205ZM100 202L101 201L97 200V199L92 200L90 202L91 206H94V209L90 208L85 212V213H87V220H88L87 223H89V222L92 223V221L94 220L95 208L99 209V206L101 204ZM139 202H141V204ZM153 202L155 204L159 205V207H160L159 211L157 210L159 207L158 208H156L157 206L154 207ZM193 202H194V204H193ZM200 202H202L201 203L202 205L200 204ZM42 203H45L46 205L44 206ZM136 203H137V206L135 207ZM164 203L168 206V208L170 207V209H167L166 208L167 206ZM195 203L197 205H200V206L199 207L196 206ZM47 204H48V206H50V205L51 206L47 207ZM85 204H86L85 200H83V199L77 200L76 199L75 204H73L75 208H73L72 205L70 207L69 204L67 207H70L71 209L73 208V211H74V209L75 210L80 209ZM169 204H171V205H169ZM176 205H177V207H176ZM52 206H53V208H52ZM195 206H196L197 211L194 209ZM61 207H63V208H61ZM186 207H188V208H186ZM191 207H193V210ZM46 208L48 210H46ZM155 208H156L157 212L155 211ZM165 208L167 209L166 211H165ZM52 209H53V211H52ZM198 209H199V211H198ZM184 210L188 211V213H187L188 215L186 214V211L184 212ZM38 212H39V214H38ZM65 212L68 214L67 215L68 219H70V220H68L69 224H68V221L66 222L67 216L65 217ZM20 213H21L20 211L19 212L17 211L18 215ZM51 213H49L48 215L50 216ZM202 213H204V214H202ZM133 214L135 215V217ZM185 214L187 215V217L184 216ZM202 215H203V217H202ZM53 216L52 217L50 216V217L53 218ZM146 216H144L145 220H146ZM159 216H158L159 219L157 218V220H161ZM50 217H49V223L52 224L51 223L52 221L50 222ZM183 217L184 218L186 217V219H184ZM151 219H154V222H151L152 221ZM157 220H156V222H157ZM194 221H192L191 223L194 224L195 223ZM41 222L42 221H40V223ZM65 222H66V225H65ZM163 222L165 223L166 221L163 220ZM59 223H60V225H59ZM67 224H68V226H67ZM184 224H185V222H184ZM69 225H71V227ZM162 225H163V223H162ZM35 227L36 226L34 225V231H33L34 233L33 234H35V232H36V233H38L37 234L38 237H41L42 233L40 232L38 227H36V230H35ZM67 227L70 230H68ZM163 227L165 228L167 226L163 225ZM11 228L12 227H9V228L6 227V229H7L6 232L8 234L13 232V230ZM183 228H185V227H183ZM37 229H38V232H37ZM58 229H57V232L59 233ZM61 229H59V230H61ZM192 229L195 232L192 231ZM3 230H4V228H2L1 232H3ZM6 232H4V233L6 234ZM89 232L87 233L88 237H90L92 235V232L91 233H89ZM157 233H159V232H157ZM160 233H161V231H160ZM57 234L55 233V236ZM35 235L33 237H36V239H35L36 241L35 240L34 241L38 242L39 238ZM63 235H64V231H63ZM184 235H186V237ZM187 235H189L191 237H189ZM207 235H210V236H208V238L206 237V239H204L205 238L204 236H207ZM6 236L7 235H5L4 237L3 236L0 237L1 242L3 241L4 244H7V245H5V247H7L8 244H10V243H8L9 239L11 242L13 241L12 233L10 235L11 237L6 238ZM62 236L59 233V237L61 240L57 236L54 238V240L58 238L57 239L58 243H61L63 240V238H61ZM188 237H189V239H188ZM196 237H198V238H196ZM200 238L202 241L200 240ZM195 239H196V241H194ZM57 240H55V241L57 242ZM187 241H189V243ZM193 241H194V244L192 243ZM203 242H204V244H203ZM168 243H167V246H168ZM177 244L179 246L181 245V248L179 246H177ZM207 244H208V246H206ZM62 245L65 246L66 243H65V245L63 243ZM171 247L168 249L169 250L172 249ZM200 247H202V248H200ZM73 248L74 247H71V249H73ZM72 254H75L74 250H73ZM172 257H173V255H171V258ZM203 257H204V259H203ZM168 258H170V256H168ZM188 258L191 262L188 260ZM51 259L53 260V257ZM176 259L178 261V257ZM206 259H207V261H206ZM52 260L50 261L51 264H54L55 262H56L55 264H60V262H57V261L54 262V260L52 263ZM184 260H186V259H184ZM173 263H171V264H173ZM61 264H63V263L61 262ZM145 264H146V262H145ZM148 264H150V263L148 262ZM174 264H180V262H175Z\"/></svg>","mask_w":264,"mask_h":264}]
</instances>
